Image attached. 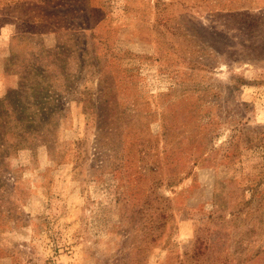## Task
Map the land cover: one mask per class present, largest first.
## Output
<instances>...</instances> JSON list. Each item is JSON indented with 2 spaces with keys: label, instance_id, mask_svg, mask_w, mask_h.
I'll use <instances>...</instances> for the list:
<instances>
[{
  "label": "rangeland",
  "instance_id": "374dc122",
  "mask_svg": "<svg viewBox=\"0 0 264 264\" xmlns=\"http://www.w3.org/2000/svg\"><path fill=\"white\" fill-rule=\"evenodd\" d=\"M0 264H264V0H0Z\"/></svg>",
  "mask_w": 264,
  "mask_h": 264
}]
</instances>
